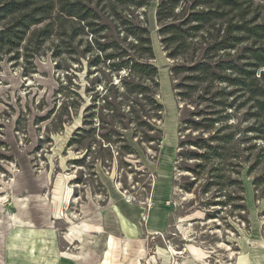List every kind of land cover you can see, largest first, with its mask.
Segmentation results:
<instances>
[{"label":"rangeland","instance_id":"374dc122","mask_svg":"<svg viewBox=\"0 0 264 264\" xmlns=\"http://www.w3.org/2000/svg\"><path fill=\"white\" fill-rule=\"evenodd\" d=\"M159 1L123 6L125 26L101 6L105 50L86 31L32 63L1 62L0 264H264V121L237 85L192 69L231 75L211 50L219 21L171 57ZM129 23L153 41L160 145L142 139L127 72L106 56L134 50Z\"/></svg>","mask_w":264,"mask_h":264},{"label":"trees","instance_id":"16d2710c","mask_svg":"<svg viewBox=\"0 0 264 264\" xmlns=\"http://www.w3.org/2000/svg\"><path fill=\"white\" fill-rule=\"evenodd\" d=\"M149 3L150 0H0V64L5 57L32 63L36 56L45 52L47 42H71L86 31L91 34L88 47L91 48L92 43L105 50L106 46L98 42L95 36L98 30L94 28L101 18L100 7L105 6L125 26L129 20H124L122 16L123 6L143 7ZM156 12L157 20L164 24L162 33L166 37L163 41L167 48L173 46L169 53L171 57L179 54L177 49L182 48L184 43L181 44V41L187 34L193 36L202 31L201 38L204 39L206 34L211 35V28H215L219 21L216 42L211 50L215 53L224 51L226 56H230V60L219 66L228 69L231 75L216 74L208 61H202L192 69L211 76V80L219 79L237 85L245 101L252 104L251 115L257 122L264 121V2L160 0ZM179 18L185 19L176 22ZM129 24L125 30L134 37L135 42L130 43L134 50L115 46L117 52L106 56L114 60L115 70L124 69L127 72L120 77V81L125 94L132 99L130 110L136 114L142 139L160 145L164 131L157 121L164 117L165 108L157 99L160 72L154 63L153 41L147 27ZM185 26L187 29L183 30ZM241 44H246L241 55L231 57L228 52ZM51 53L58 57L60 52L52 50ZM35 69L33 65L32 70ZM108 104L111 105L110 101Z\"/></svg>","mask_w":264,"mask_h":264},{"label":"bare ground","instance_id":"6f19581e","mask_svg":"<svg viewBox=\"0 0 264 264\" xmlns=\"http://www.w3.org/2000/svg\"><path fill=\"white\" fill-rule=\"evenodd\" d=\"M26 220L22 219V218H17V222L20 224L22 223L21 225H24L23 223L25 222ZM26 226V225H24Z\"/></svg>","mask_w":264,"mask_h":264},{"label":"crops","instance_id":"0c3cea01","mask_svg":"<svg viewBox=\"0 0 264 264\" xmlns=\"http://www.w3.org/2000/svg\"><path fill=\"white\" fill-rule=\"evenodd\" d=\"M152 218H153V217H152ZM154 218H156V216H154ZM154 218H153V220H155Z\"/></svg>","mask_w":264,"mask_h":264}]
</instances>
